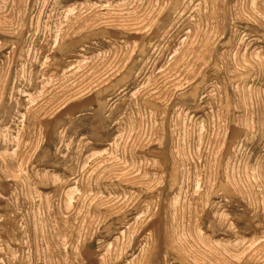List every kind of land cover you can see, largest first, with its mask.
Instances as JSON below:
<instances>
[{"label":"rangeland","instance_id":"obj_1","mask_svg":"<svg viewBox=\"0 0 264 264\" xmlns=\"http://www.w3.org/2000/svg\"><path fill=\"white\" fill-rule=\"evenodd\" d=\"M0 264H264V0H0Z\"/></svg>","mask_w":264,"mask_h":264}]
</instances>
